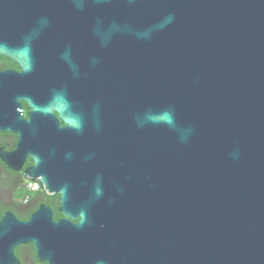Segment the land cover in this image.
I'll return each mask as SVG.
<instances>
[{"label":"water","instance_id":"95a60500","mask_svg":"<svg viewBox=\"0 0 264 264\" xmlns=\"http://www.w3.org/2000/svg\"><path fill=\"white\" fill-rule=\"evenodd\" d=\"M0 56L48 95L27 100V130L48 129L55 109L85 146L38 137L28 173L62 190L66 218L0 217V251L33 242L95 248L84 255L96 264H264V0H0ZM65 77L102 91L101 109L79 114ZM100 124L102 152L81 129ZM77 159L86 180L68 177ZM74 187L90 189L89 208L71 205Z\"/></svg>","mask_w":264,"mask_h":264},{"label":"flooded vegetation","instance_id":"af4514ba","mask_svg":"<svg viewBox=\"0 0 264 264\" xmlns=\"http://www.w3.org/2000/svg\"><path fill=\"white\" fill-rule=\"evenodd\" d=\"M20 74L21 67L18 63L0 56V217L9 214L19 222H28L41 209L42 213L49 215L51 222L55 223L66 218L60 212L62 190L57 187L50 190L44 189L38 182V178L28 173L34 165L33 156L29 153L35 152L33 145L38 137L39 140H43L45 135L55 136L58 142L67 141L68 143L65 144L67 151L84 150L85 146L81 143H72V140L76 138V133L72 130L73 128L60 120L55 109L51 110L52 124L48 129L33 127L32 131L27 130V121L30 119L32 111L27 100L44 105L48 100V95L42 88L39 92L38 89L26 88L22 85L23 76ZM65 78L66 94L75 105H79L75 106L79 114L83 116L95 114L98 104L101 109L102 91L98 99L92 83L86 81L75 92L72 88L70 89L68 78ZM59 84L60 81H58ZM87 128L89 129L88 135L93 139L91 143L97 142L100 146L96 151L102 152L106 145V127L103 124L95 129L81 126L84 136ZM123 144L125 148L130 144L125 133L121 139V145ZM71 162L74 163L75 171L68 175L70 180L79 181L80 176H84L86 180L89 176L87 170L89 165L82 159ZM66 178L67 176L64 174L60 177L59 182ZM30 185H34L35 188L31 189ZM69 192L71 190H68ZM72 192L77 194L80 202L75 201L74 203V197L71 196L69 201L72 203L71 205L75 204L80 209H87L91 206L85 202L86 194L90 192V189L74 187ZM75 211L71 212L75 218L68 219L73 225H76L80 220L79 217H76ZM42 221L46 223L45 220ZM93 249L86 250V246H80L79 250L71 253H55V251H38L33 242H27L16 245L11 251L1 250L0 254H13L14 260H16L15 264H55L54 254H79L73 261L74 264H96L95 258L88 259L84 255L102 254L101 251L97 252L95 248ZM50 255L51 257H49Z\"/></svg>","mask_w":264,"mask_h":264},{"label":"built area","instance_id":"2783aa9c","mask_svg":"<svg viewBox=\"0 0 264 264\" xmlns=\"http://www.w3.org/2000/svg\"><path fill=\"white\" fill-rule=\"evenodd\" d=\"M30 188H31V189H34V188H35V186H34V185H32V186L30 185Z\"/></svg>","mask_w":264,"mask_h":264}]
</instances>
